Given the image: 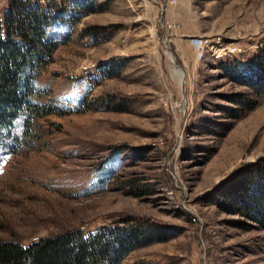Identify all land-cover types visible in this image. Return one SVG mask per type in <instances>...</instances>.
Listing matches in <instances>:
<instances>
[{
    "label": "rangeland",
    "instance_id": "rangeland-1",
    "mask_svg": "<svg viewBox=\"0 0 264 264\" xmlns=\"http://www.w3.org/2000/svg\"><path fill=\"white\" fill-rule=\"evenodd\" d=\"M29 32L31 47L15 37ZM6 36L35 51L25 104L53 114L0 127V240L131 218L163 241L122 264H264V228L234 197L264 159V95L243 81L264 53V0H0Z\"/></svg>",
    "mask_w": 264,
    "mask_h": 264
},
{
    "label": "trees",
    "instance_id": "trees-1",
    "mask_svg": "<svg viewBox=\"0 0 264 264\" xmlns=\"http://www.w3.org/2000/svg\"><path fill=\"white\" fill-rule=\"evenodd\" d=\"M29 20L35 19L31 17ZM30 33H20L15 37L31 47L33 41L29 38ZM45 33L42 29L36 43L41 53L51 54L57 47L44 42ZM7 42V36L5 41L0 39V127L5 126L4 123H11L22 111H29L38 117L53 114L48 110L43 112V108L36 105L25 104L26 96L21 91L26 62L35 51L30 48L24 52L25 49L20 48L18 42H14V47H8ZM258 58L255 69L249 76L243 77V81L264 95V53ZM251 168L253 171L241 181L240 190L234 197L245 217L264 228V159L251 165ZM132 222L131 218H126L122 225L103 228L88 236L81 230H67L40 238L28 246L14 240H0V264H122L134 250L163 241L159 232Z\"/></svg>",
    "mask_w": 264,
    "mask_h": 264
},
{
    "label": "built area",
    "instance_id": "built-area-1",
    "mask_svg": "<svg viewBox=\"0 0 264 264\" xmlns=\"http://www.w3.org/2000/svg\"><path fill=\"white\" fill-rule=\"evenodd\" d=\"M193 45L198 53L203 55L205 54V50L209 47V45H212V42L210 40L194 39Z\"/></svg>",
    "mask_w": 264,
    "mask_h": 264
},
{
    "label": "water",
    "instance_id": "water-1",
    "mask_svg": "<svg viewBox=\"0 0 264 264\" xmlns=\"http://www.w3.org/2000/svg\"><path fill=\"white\" fill-rule=\"evenodd\" d=\"M168 48H169V45H168ZM168 56L171 58L172 63H173V66H175V67H177L178 69H180L181 72L183 73L182 78H181L182 80H181L180 84H181V90H182V93H183V95H184V83H185V79H186V72H185V70H183L181 67H179V66L176 65V63H175V59H174L173 55L171 54V51H169ZM182 107H183V108L185 107V98H183V101H182ZM183 108H182V109H183Z\"/></svg>",
    "mask_w": 264,
    "mask_h": 264
},
{
    "label": "bare ground",
    "instance_id": "bare-ground-1",
    "mask_svg": "<svg viewBox=\"0 0 264 264\" xmlns=\"http://www.w3.org/2000/svg\"><path fill=\"white\" fill-rule=\"evenodd\" d=\"M173 71L175 73V76L178 77L179 81L181 82V80H182L181 78H182V75H183V73L181 72V70L178 69V68H173Z\"/></svg>",
    "mask_w": 264,
    "mask_h": 264
}]
</instances>
